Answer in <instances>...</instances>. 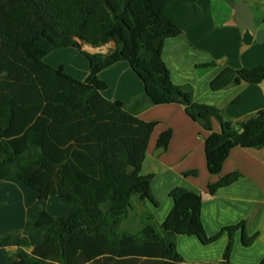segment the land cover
<instances>
[{
  "label": "trees",
  "instance_id": "16d2710c",
  "mask_svg": "<svg viewBox=\"0 0 264 264\" xmlns=\"http://www.w3.org/2000/svg\"><path fill=\"white\" fill-rule=\"evenodd\" d=\"M172 1L0 0V180L16 178L34 189L38 200L59 197L68 206L61 216L41 208L22 229L0 233V250L16 247L4 264H185L179 235L210 244L224 234L229 240L223 261L232 264L235 233L242 231L244 246L257 239L258 233L247 234L245 221L209 236L202 195L183 186L170 192L173 207L159 227L148 223L138 233L120 231L134 196L159 205L152 193L154 174L140 173L158 124L136 116L144 102L182 104L210 132L205 154L212 174L221 172L234 147H264V108L236 126L222 109L196 102L191 85L173 82L163 51L166 40L183 30L164 12ZM186 1L197 9V0ZM111 43L107 52L82 49ZM64 48L87 57L85 80L44 61ZM121 61L144 83L145 94L131 110L103 94L108 84L101 72ZM263 79L264 65L227 66L210 88ZM213 118L219 132L213 131ZM172 134V129L163 131L158 145L167 148ZM184 175L197 176L198 170ZM241 177L238 171L229 173L210 183L209 191Z\"/></svg>",
  "mask_w": 264,
  "mask_h": 264
},
{
  "label": "crops",
  "instance_id": "0c3cea01",
  "mask_svg": "<svg viewBox=\"0 0 264 264\" xmlns=\"http://www.w3.org/2000/svg\"><path fill=\"white\" fill-rule=\"evenodd\" d=\"M237 1L197 0V9L186 0L170 2L164 8V12L183 31L180 35L167 39L163 51V58L170 69L173 82L178 85H191L196 102L217 106L236 126L264 108V79L257 84L243 80L239 85L219 91L210 88L211 81L224 67L241 69L264 65V39L258 41L250 30L238 25V21L243 23L245 19L237 17ZM242 1L252 4L256 24L258 28H264V0ZM108 45L109 48L102 52H107L114 46L113 43ZM86 46L89 49L84 47L82 49L88 52L98 51L92 49V46ZM64 49L62 50L72 53L75 48ZM74 57L77 61L82 59L77 55ZM44 61L54 67L63 65L66 72L79 80H85L89 73V67L85 64L81 68H69L61 63V59L51 57L49 54ZM212 62L216 64L209 66ZM100 77L108 84V88L103 92L104 96L112 101H123L129 110L133 108L135 101L142 99L145 94L143 81L126 61L105 69ZM135 114L142 120L158 122L140 173L154 174L152 193L159 205L155 206L149 200L139 198L137 211L152 219L153 225L157 227L173 207L170 192L177 186H183L202 195V221L209 236L217 234L224 227L245 221L247 234L252 236L258 233L257 239L264 240V147L259 149L234 147L221 172L212 174L208 170L205 154V138L210 132L186 113L184 105L177 103L151 105L144 102ZM212 127L216 132L221 130V125L215 118L212 119ZM167 129L173 131L169 146L164 150H158L160 147L158 138ZM193 169L198 170L197 176L184 175L186 171ZM235 171L242 174L237 182L221 187L215 193L209 191L210 183ZM23 184L13 177L0 180V233L22 229L28 219H25V212L27 214L34 211L35 204L41 202L36 191L27 185L26 197L13 199V194L25 190ZM57 208L63 209L61 206ZM134 214L138 215L135 211ZM35 215L36 213H33V216ZM192 237L198 239L196 236ZM257 239L253 246L250 245L251 248L256 246ZM182 240L191 245L184 255L179 248V242ZM198 240L178 236V250L186 263L223 261L229 240L227 234L217 240V247L215 244L202 247ZM250 246L243 245L242 231L238 230L234 235L230 262L252 264L247 257L240 260L236 255L242 247L248 252ZM263 259L264 257L259 264Z\"/></svg>",
  "mask_w": 264,
  "mask_h": 264
},
{
  "label": "rangeland",
  "instance_id": "374dc122",
  "mask_svg": "<svg viewBox=\"0 0 264 264\" xmlns=\"http://www.w3.org/2000/svg\"><path fill=\"white\" fill-rule=\"evenodd\" d=\"M84 48L89 49V47H87V46H84ZM108 48H109V45H105V46H102L99 50L100 51H104V50L106 51ZM69 49H73V48H69ZM69 49L65 48L64 50H69ZM60 50L61 51H54V53H51L49 55H51V57L53 56L54 58L61 59L62 60L61 63L66 64L67 66H69V68H76V67L81 68V66L84 64L87 67H89V63H88L86 56L83 53L79 52V50H76V48L73 49L74 51H72V53L63 51L62 49H60ZM76 55L82 59L77 61L74 57ZM24 186H25L24 191L20 190L19 194H13L12 195L13 199H15L17 197H20V199L22 197H26L25 196L26 195V185H24ZM137 199H139L138 196H134L132 198V203H133L132 210L130 211V214L128 215V217H126L123 220V222L120 226V231L129 232V233H138L141 231V229L146 224H148V223L153 224L152 219H149L147 216L141 214L140 211H137L138 210ZM9 200L10 201L12 200L11 196H10ZM55 204L57 207L61 206L63 209L60 210V208H57V207L55 208ZM41 208L47 209L54 216H61V215L65 214L66 211L68 210V206L66 204H64V202H61V199L59 197L58 198L52 197V198L48 199L47 201L42 200L40 203L35 204L34 211H29V213L27 212V214L25 212V219L30 218V217H35L39 213ZM134 211L137 212L138 215H135ZM33 213H36V215L33 216ZM159 226H160V224L157 227H159ZM181 236L186 237V238L191 237L194 240H198L195 237H192V236L189 237L188 235H181ZM33 240L37 241L38 238L33 237ZM255 241H256V239H255ZM199 242H200V245L202 247L203 246H209L210 244H215V246L217 247L216 244L218 241L216 240L210 244H203L201 241H199ZM253 243L251 244V246H253ZM177 244H178V240H177ZM251 246L248 247V250H249L248 252L245 251L244 250L245 248L242 247L241 250L236 253L237 258H240V260H243L247 257L249 262H251L252 264H259V261L264 257V240L263 239H260V240L257 239L256 246H254L253 248H251ZM216 247H214V248H216ZM179 248L182 251L181 253L183 254V253H187V251L191 248V245H188V242L184 243V241L182 240L181 242H179ZM15 252H16L15 247L14 248H8L5 252H0V264H4L6 262V259L8 257H12Z\"/></svg>",
  "mask_w": 264,
  "mask_h": 264
},
{
  "label": "water",
  "instance_id": "95a60500",
  "mask_svg": "<svg viewBox=\"0 0 264 264\" xmlns=\"http://www.w3.org/2000/svg\"><path fill=\"white\" fill-rule=\"evenodd\" d=\"M251 6H252V4L248 3L246 1L238 0L236 2L237 17L245 19V22H243V23L238 21V25L241 28L250 30L256 36V39L258 41H261L264 39V28H258V26L255 22V14L252 11ZM91 48L99 51V49L101 47H99V48L91 47ZM164 149L165 148L162 146H160L158 148V150H164ZM185 264H191V263H185ZM198 264H228V263L225 261H212V262L198 263Z\"/></svg>",
  "mask_w": 264,
  "mask_h": 264
}]
</instances>
